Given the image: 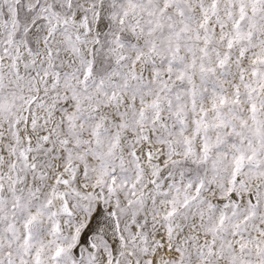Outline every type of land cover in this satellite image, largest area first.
I'll list each match as a JSON object with an SVG mask.
<instances>
[{
    "label": "snow or ice",
    "instance_id": "1",
    "mask_svg": "<svg viewBox=\"0 0 264 264\" xmlns=\"http://www.w3.org/2000/svg\"><path fill=\"white\" fill-rule=\"evenodd\" d=\"M0 264H264V0H0Z\"/></svg>",
    "mask_w": 264,
    "mask_h": 264
}]
</instances>
